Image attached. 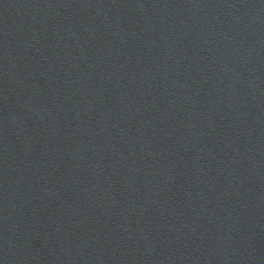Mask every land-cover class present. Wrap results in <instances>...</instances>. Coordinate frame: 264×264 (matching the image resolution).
Returning <instances> with one entry per match:
<instances>
[{
    "label": "water",
    "instance_id": "water-1",
    "mask_svg": "<svg viewBox=\"0 0 264 264\" xmlns=\"http://www.w3.org/2000/svg\"><path fill=\"white\" fill-rule=\"evenodd\" d=\"M0 264H264V0H0Z\"/></svg>",
    "mask_w": 264,
    "mask_h": 264
}]
</instances>
